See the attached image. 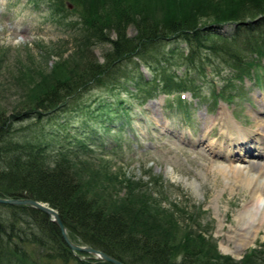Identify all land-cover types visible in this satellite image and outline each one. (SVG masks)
I'll list each match as a JSON object with an SVG mask.
<instances>
[{
	"label": "trees",
	"instance_id": "16d2710c",
	"mask_svg": "<svg viewBox=\"0 0 264 264\" xmlns=\"http://www.w3.org/2000/svg\"><path fill=\"white\" fill-rule=\"evenodd\" d=\"M70 1L73 12L82 16L80 24L87 33L79 39L80 45L108 39L105 31L112 26L118 35L105 52L103 62L97 61L89 47H77L67 60L56 61L52 77L43 78V88L38 87L26 105L0 112V196H26L47 202L57 208L74 243L100 248L126 264H264V256L254 248L236 260L221 253L201 232L180 226L174 213L156 203L150 192L134 193L140 183L129 178L123 180L127 188L124 195L115 202L105 199L112 196L104 194L106 187L117 179L107 159L99 160L100 165L95 167L96 159L84 153L89 147L79 139L80 149L63 143L56 145L53 136L60 133L56 129L47 133L40 121L43 113L68 103L69 97L109 79L111 70L121 60L138 55L150 65L146 52L174 37L187 42L188 63L211 51L235 78L242 81L255 76L257 80L258 69L264 66V28L260 24L264 0H222L224 5L216 0H103L105 7L99 3L96 8L83 4L84 0ZM109 4L114 11L106 9ZM54 5L55 13L71 11L62 0ZM129 23L136 28L132 35L126 32ZM240 23L244 27L238 26ZM225 24L234 25L235 32L223 36L219 31ZM243 30L246 35L239 36ZM175 47L170 55H163L164 61L172 58ZM81 61L83 69L78 70ZM140 76L137 79L149 86L139 96L141 103L154 99L158 93L176 95L173 100L184 106L183 115L187 116L190 103L180 91L189 88L194 96H199L190 79L176 80L170 74L161 85ZM226 87L221 85L212 96L231 97L224 93ZM123 104L118 101L114 111L120 109L125 115L130 104ZM28 118L31 119L27 121ZM22 120L26 123L14 124ZM76 162H80L82 170L86 169L88 181L84 172L74 167ZM59 230L39 208L0 202V264H113L88 252L77 250L75 254Z\"/></svg>",
	"mask_w": 264,
	"mask_h": 264
},
{
	"label": "rangeland",
	"instance_id": "374dc122",
	"mask_svg": "<svg viewBox=\"0 0 264 264\" xmlns=\"http://www.w3.org/2000/svg\"><path fill=\"white\" fill-rule=\"evenodd\" d=\"M59 1L0 0V112L8 113L26 105L29 98L43 88V78L52 77V68L57 60H67V56L74 54L76 49L89 47L97 61L103 62L105 52L113 46L112 40L118 35L113 26L105 31L108 39H94L87 46L80 45L79 39L87 35L80 24L82 16L73 12L70 0L62 2L63 5L68 3L67 8L71 11L53 12L54 3ZM139 1L147 3V0ZM102 2L84 0L83 4L96 8L99 3L104 6ZM216 2L225 3L222 0ZM113 8L111 4L106 7L111 11ZM260 21H263L260 24L264 28V18ZM238 26L244 27V24ZM220 29L219 32L225 36V33L235 32L236 28L225 24ZM126 32L134 34V24L129 23ZM242 35H246L244 30L239 33ZM173 46L176 49L172 58L164 61L163 55H170ZM179 51L184 54L179 56ZM206 52L208 54L201 53V58L194 57L188 63L186 55L190 52L187 42L179 37L165 40L162 45H156L155 50L146 52L151 66L143 56L141 59L138 55L125 58L111 70L109 79H103L100 85L90 90L81 91L78 96L69 97L68 103L43 113L40 121L47 133L55 129L60 133L53 136L56 145L63 143V146L80 149L78 144L82 140L89 147L84 153L96 159L95 167L99 160L107 159L108 167L116 173L117 179L111 181L112 186L106 187L104 194L112 196L105 199L115 202L119 195H124L127 188L123 180L129 178L140 183V188L134 193L150 192L149 196L156 203L167 212L174 213L180 226L201 232L212 245L215 243L221 253L236 260L254 248L264 256V226L257 231L254 241L239 254L224 251L226 243L234 246L229 235L237 226L236 215L248 203L249 193L248 189L237 184L231 188L226 178L213 168L225 165L230 171L245 167L251 161L263 163L264 144L259 147L252 141V150L248 152L254 156H247L245 161H229L222 155L213 154L207 145L209 138L204 135L208 130V135L218 140L226 137L219 117L223 111L230 112L239 123L249 128L255 125L256 115H259V120H264V107L259 112L260 103L264 104V66L259 67L257 80L253 76L240 81L223 61L214 57L211 51ZM262 62L264 64V60ZM78 63V70H82V61ZM170 74L172 79H190V84L197 87L199 96H194L189 88L180 91L185 101L190 103L187 116L183 115L184 106L173 100L176 95L158 93L154 99L139 102L149 88L143 80L137 79L140 75L144 79L150 78L152 84L162 85L164 77ZM224 84L227 86L224 93L232 96L215 99L212 92H217ZM118 101L123 105L130 104L129 110L123 112L125 115L119 108V111H114ZM20 122L25 120L14 124L17 126ZM234 151H239L237 146ZM74 167L84 172V179L88 181L89 175L86 169H81L80 162H76ZM259 206L258 214L264 202Z\"/></svg>",
	"mask_w": 264,
	"mask_h": 264
},
{
	"label": "bare ground",
	"instance_id": "6f19581e",
	"mask_svg": "<svg viewBox=\"0 0 264 264\" xmlns=\"http://www.w3.org/2000/svg\"><path fill=\"white\" fill-rule=\"evenodd\" d=\"M262 107H264V104L260 103L259 112L262 111ZM220 114L221 128L227 134L225 135L226 137L218 140L217 137L208 135V130L207 135L204 133L209 138L207 145L213 154L222 155L224 159L229 161L234 159L245 161L247 156H254L253 154L251 156L248 152L252 150L250 142H257L259 147L264 144V135H262L264 134V120H259V115H256L255 125L249 128L247 125L239 123L230 112L227 114L226 111H223ZM236 146L239 151L235 152ZM261 156L264 157L262 154ZM261 162L251 161L245 167L234 168L230 171L227 170L225 165H215L213 167L218 174H222V177L226 178L225 181L231 188L234 189L233 185L237 184L240 187L248 189L249 193L248 203L244 204L243 208L236 215L237 226L231 230L229 235V241H232L234 246L228 244V242L223 247L224 251L232 252L234 255L239 254L250 242L254 241L257 231L264 226V207L258 214V210L260 209L259 203L264 202V162ZM196 186L198 187V185ZM251 205L253 207H250ZM74 253L76 254V252Z\"/></svg>",
	"mask_w": 264,
	"mask_h": 264
},
{
	"label": "water",
	"instance_id": "95a60500",
	"mask_svg": "<svg viewBox=\"0 0 264 264\" xmlns=\"http://www.w3.org/2000/svg\"><path fill=\"white\" fill-rule=\"evenodd\" d=\"M70 5V4H69ZM71 6V5H70ZM0 202L1 203H8V204H29V206H34L36 208H39L40 211L45 212L49 218H51V221L55 223L58 228L60 229V234L62 236V239L64 240V243H66L70 249H72L74 252L77 250L79 251H84L85 253H90L92 254L96 259H102L106 260V262H112L113 264H126L120 259H117L115 256L111 254H107L105 251L101 250L100 248H94L91 245H84V244H79V243H74L72 239L69 238L67 234V228L62 222V218L57 211V208H52L50 205L45 202V201H40L35 198H28L26 196H20V197H5V196H0Z\"/></svg>",
	"mask_w": 264,
	"mask_h": 264
}]
</instances>
